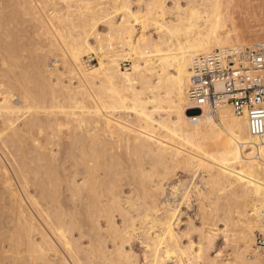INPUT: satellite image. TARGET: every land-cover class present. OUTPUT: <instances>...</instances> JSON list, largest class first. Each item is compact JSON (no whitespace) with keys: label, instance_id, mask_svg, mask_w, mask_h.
<instances>
[{"label":"bare ground","instance_id":"6f19581e","mask_svg":"<svg viewBox=\"0 0 264 264\" xmlns=\"http://www.w3.org/2000/svg\"><path fill=\"white\" fill-rule=\"evenodd\" d=\"M252 2L0 0V264H140L137 236L147 264H264V136L188 93L201 54L264 43Z\"/></svg>","mask_w":264,"mask_h":264},{"label":"built area","instance_id":"2783aa9c","mask_svg":"<svg viewBox=\"0 0 264 264\" xmlns=\"http://www.w3.org/2000/svg\"><path fill=\"white\" fill-rule=\"evenodd\" d=\"M188 93L195 112L207 106L213 113L219 103L244 114L251 134L264 136V43L252 50L216 49L201 54L194 65ZM256 245L264 246L257 236Z\"/></svg>","mask_w":264,"mask_h":264},{"label":"rangeland","instance_id":"374dc122","mask_svg":"<svg viewBox=\"0 0 264 264\" xmlns=\"http://www.w3.org/2000/svg\"><path fill=\"white\" fill-rule=\"evenodd\" d=\"M253 2V4H258L259 3V0H252ZM169 3H170V1H169ZM170 5H171V3H170ZM153 30H150V32H149V34L152 32ZM153 36H155V34H156V32L155 31H153L152 33H151ZM90 58H92V59H89L90 60V64L91 65H96L97 63V60L95 59V57L92 55V57H90ZM191 114H197V112H191ZM128 188H125V192L126 193H128L129 191H130V189H128ZM170 197V196H169ZM167 197L168 199H172V197ZM175 200H173L172 199V202H174ZM194 202V201H193ZM191 203L190 204V207L189 206H187V205H185V204H183V205H181V207H180V210H181V216H180V223L181 224H179V227H176L175 229H176V231L178 232V231H180L179 233H186L187 231H189L193 226L194 227H196V228H201V222H200V220L199 219H197V206H196V203L194 202V203ZM177 204V203H176ZM192 221V222H191ZM120 223V222H119ZM220 225V224H219ZM222 225L223 224H221L220 226L221 227H219V228H221V230H223L222 229ZM188 226H190L189 228H188ZM224 227V226H223ZM188 228V229H187ZM182 230V231H181ZM184 231V232H183ZM193 237H195V238H193ZM198 237V234L197 233H194L193 235H192V240H196V241H193L194 242V244L196 245V244H198V241H199V237ZM260 237V236H259ZM132 241H130V244H126L125 245V247H126V250L128 251V252H133V253H135V255H137L139 258H140V264H147L146 262H145V260H144V250H146L145 249V245L142 243V240H140V236H137V237H133V239H131ZM182 243H185V246L186 245H188V239L187 238H183V240H182ZM184 245V244H183ZM110 246V245H109ZM264 247V246H263ZM110 248H111V246H110ZM231 248H230V246L226 243V240H225V238L223 237V235H219V236H217L216 238H215V241L213 242V245H212V248L210 249V251H209V255H210V257L212 256V258L214 257V256H216L217 255V253L219 254L220 252L221 253H223V255H222V258L225 260L226 258H227V254H229L230 252H231V250H230ZM179 260L178 259H175V258H173V259H171V260H168V261H166V264H194L193 262H187V263H184V262H181L180 263V261L178 262Z\"/></svg>","mask_w":264,"mask_h":264}]
</instances>
